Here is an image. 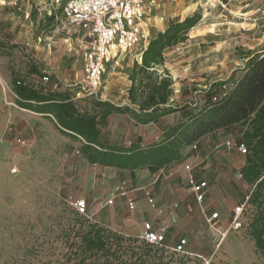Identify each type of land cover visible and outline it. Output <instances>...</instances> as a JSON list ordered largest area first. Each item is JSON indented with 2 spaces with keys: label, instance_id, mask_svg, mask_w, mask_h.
I'll list each match as a JSON object with an SVG mask.
<instances>
[{
  "label": "rangeland",
  "instance_id": "1",
  "mask_svg": "<svg viewBox=\"0 0 264 264\" xmlns=\"http://www.w3.org/2000/svg\"><path fill=\"white\" fill-rule=\"evenodd\" d=\"M14 1L0 0V23H5L8 33V44L4 45L7 49L0 52V75L4 81L3 86L0 83V264H62V254L66 251L63 229L69 232L74 221L70 200L85 198L88 203L92 201L77 192L87 184L91 186L90 177L99 166L90 163L82 153L72 152L74 148L82 147L83 140L64 134L53 117L41 118L20 107L14 80L28 76L35 65L40 72L30 81L44 88L47 82L40 75H53L61 83V90L72 95L80 112L94 113L96 101H109L116 107H129L140 112L145 93L137 84L138 100L132 102L130 77L134 62H141V47L108 67L96 95L85 97L81 94L77 98L81 85L74 73L80 70L81 63L74 50L76 36L62 29L48 14L44 22L41 20L37 8L48 0H16L17 4ZM242 1L233 0L231 10L216 9L205 18V0L185 3L162 0L161 5L154 8L153 16L165 14L166 21L163 29H151L152 38L173 21L196 13L202 17L184 41L167 49V52L174 51L167 55L166 64L158 68V74L167 69L173 78L174 100L167 106L201 107L230 87L231 76L227 78V75L238 66V61L241 63L254 51L259 52L255 55L264 53V25L260 23V27L244 29L249 24L241 19ZM65 2L62 0L63 4ZM70 35L73 43L69 47L64 40ZM50 41L51 49L47 47ZM245 42L260 44L249 48ZM37 51L42 52V57L35 63L29 56H34ZM49 51L53 54L45 59V53ZM60 55L62 58L58 59ZM140 76L144 83L150 80L147 74ZM224 81L228 82L223 85ZM187 113L180 110L174 119L178 116L186 118ZM128 114L136 120L132 112L112 114L102 127L105 137L120 146L152 142L153 139L135 141L136 132ZM242 129L239 124L216 132L214 142L191 164L194 173L196 170L195 177L207 181L208 186L217 184L215 191L207 194V200L232 209L224 223L214 221L211 225L198 221L186 226L185 234L192 236L194 251L206 253L205 257L213 259L212 264H264L254 242L234 220L236 208H243L240 203L251 188L239 176L241 161L245 159L237 151ZM19 138L26 144H20ZM227 141L232 143L230 147L225 144ZM210 176L213 183L209 182ZM99 178L101 175L96 174L97 188ZM219 207L211 205L210 212H220ZM238 221L241 223V216Z\"/></svg>",
  "mask_w": 264,
  "mask_h": 264
},
{
  "label": "trees",
  "instance_id": "2",
  "mask_svg": "<svg viewBox=\"0 0 264 264\" xmlns=\"http://www.w3.org/2000/svg\"><path fill=\"white\" fill-rule=\"evenodd\" d=\"M201 18L196 13L171 22L151 39L142 52L141 62H134L130 96L137 103V84L143 88L145 100L140 112L116 107L109 101H96L94 113H83L68 91L38 87L29 76L17 77L14 90L21 107L53 117L64 134L81 138V153L91 163L117 168L171 167L182 161L186 149L204 136L246 124L240 141L247 145L248 153L241 174L251 188L244 202L240 227L254 242L264 262V53L254 55L243 68L235 70L228 80L234 86L201 107L167 106L174 95L173 78L167 69L158 74V68L165 64V51L184 41ZM31 72L40 71L34 65ZM141 74H147L150 80L144 83ZM49 79L48 83L57 82L60 86L53 76ZM180 110L188 111L187 117L167 127L157 141L120 146L112 144L102 132L114 113L132 112L138 122L147 124ZM71 209L74 221L69 232L63 229L66 251L62 254V264H205L200 256L175 254L165 246L121 234ZM212 263L213 259L209 264Z\"/></svg>",
  "mask_w": 264,
  "mask_h": 264
},
{
  "label": "built area",
  "instance_id": "3",
  "mask_svg": "<svg viewBox=\"0 0 264 264\" xmlns=\"http://www.w3.org/2000/svg\"><path fill=\"white\" fill-rule=\"evenodd\" d=\"M17 1L15 0L13 3L17 4ZM161 1L66 0L65 4H63L62 0H48L43 2L44 6L37 8L43 22L47 18L46 14H48L54 22L60 23L62 29H66L76 36L74 50L81 59L82 72L81 76L78 77L77 75V83L81 85V89L77 93L78 97H81V94L85 97L96 95L103 85L108 67L123 55L133 51L138 46L141 47L140 56L142 55L143 50L147 48L152 39L151 29L155 27L152 22L159 21L160 23H165L166 21L165 14L153 16L154 8L159 7ZM187 1L191 2L193 0H173L176 3H185ZM232 1L205 0L203 7L204 18L216 9L231 10L230 5ZM241 3V19L247 25L249 24L247 27H244L245 30H250L251 23H254L255 26H260V23L264 25L263 0H243ZM47 47L51 49L52 41L47 44ZM43 80L48 82L49 76H44ZM0 83L4 85L1 75ZM229 86L222 93H226L229 88L234 86V83ZM218 96H214L213 100H216ZM18 142L22 145L26 144V141L21 138L18 139ZM225 144L230 147L232 143L227 141ZM191 147L196 148L197 142L193 143ZM237 149L242 155L248 153L247 145L242 141L237 144ZM185 169L191 171L193 167L188 164L185 166ZM187 181L195 193L196 200L199 203H204L208 186L207 181L198 180L193 173L189 174ZM116 192L119 196L126 199L130 210L136 209L137 200L128 189L126 182H121L116 187ZM146 198L150 206L161 215L163 208L159 206L158 200L152 191L146 190ZM107 202H112V200ZM70 205L79 215L92 219L87 199H71ZM242 211V207L236 208L234 220L237 226H241L238 219ZM219 217V212H213L210 214L208 222L212 225ZM120 233L125 234L123 232ZM133 237H137L148 244L165 246L175 254L200 256L204 259L205 264L211 262V259L205 257V255L189 249L190 240L186 236L181 237L174 245H169L167 243V225L164 222L155 226L152 221H145L142 232L138 236Z\"/></svg>",
  "mask_w": 264,
  "mask_h": 264
},
{
  "label": "crops",
  "instance_id": "4",
  "mask_svg": "<svg viewBox=\"0 0 264 264\" xmlns=\"http://www.w3.org/2000/svg\"><path fill=\"white\" fill-rule=\"evenodd\" d=\"M0 20H1V13H0ZM152 23L158 29H163L165 25L164 23H160L159 21ZM251 26L254 27L255 24L251 23ZM6 30L7 27H5V23H0V52L1 50L7 49L6 46H4L8 44L7 42L8 40L6 38L8 33L6 32ZM64 41L70 47L72 42L71 35L65 38ZM245 44L247 43L245 42ZM259 44L260 43L254 42V43H249L247 45L249 46V48H255ZM224 45L227 46V43H224ZM172 51L169 52H167V50L165 51L164 53L165 64L167 60L166 58L167 55L170 54ZM50 53L51 51L45 53L44 58L45 59L50 58L51 57V55H49ZM255 53H259V52L258 51L252 52L241 63H239L238 61V66L231 69V71L227 75V78L231 76V73L233 71L243 68L245 64L255 55ZM18 55H15V57L19 60ZM41 57H42V52L39 51H37V54L35 53L34 56L33 54L29 56V58L35 63H37V60H41ZM59 58H62V55H60L58 59ZM79 62L81 63L80 57H79ZM80 71H81V66H80V70L74 73V77L76 81H77V75L78 77L80 76ZM31 73L29 72L28 75L31 80L33 76L39 75L38 73H34V72ZM40 76L41 78H43L46 75L44 76L40 75ZM54 79L55 81H58L56 77H54ZM48 82L46 83L47 86L45 87H52V89L54 90H61L62 85L59 81H58L60 83L59 87L57 82L55 84L57 85V87H55V85H52L53 83H48ZM15 95L17 98H19L16 92ZM77 98L79 97L77 96ZM171 100L172 101L174 100L173 97ZM27 110L39 115L41 118H47L46 114L37 113L30 109ZM179 112L180 111H176L170 114L160 116L154 122H150L147 124L136 121L128 114V119L132 123L131 125L134 126V132H136L134 136L135 141H140L145 139H153V141L154 139L158 140L159 137L163 136L165 129L167 127L185 119L179 116L177 117V119H174L175 114ZM115 114L117 115L122 113H114L113 115L115 116ZM237 125L239 124H236L234 126ZM242 127L243 129L241 132V136L246 128V124H242ZM222 130H227V129H222ZM215 133L216 132L204 136L198 142V147L196 149H193L191 146H189L185 151V156L183 160L167 168H160L158 170H155L151 167L124 169V168L104 166L93 163L95 165H98L99 167L95 169L94 176L90 177V181L92 182L91 186L87 184L88 186L86 188L80 190L77 193L79 196H85L89 199H92V201L90 202L91 204L89 203L90 216L94 221L99 222L102 225H105L118 232H123L125 234L132 236H138L142 232L143 224L145 221H152L155 226H158L162 222H164L167 225V243L169 245H174L181 237L186 236L190 240L189 249L191 250L192 248L191 251L205 255L206 253L202 251H198V250L194 251L195 245L193 242H191L192 236L190 234L189 235L185 234V232L187 231L186 226L193 225L198 221L208 223V218L210 214L213 213L210 212L211 205L217 204L218 207L220 206L219 207L220 217L215 221L216 222L219 221L221 223H224L228 219L229 213L232 209L228 208L227 206H221L217 202L213 203L211 201H208L207 197L204 203H199L196 200L193 189L191 188V186L187 181L189 174L193 173L195 175L196 170L195 173L193 169L191 171H188L185 169V166L188 164L190 165L193 164V161L196 160V157L204 153L207 147L214 142L213 135ZM237 151L241 156H245V159L241 161L239 176L247 185H249L244 180L241 174V168L244 166L246 162V155H242L238 149ZM72 152L73 153L79 152L80 154L81 148L79 150L74 148ZM65 159L66 161H68V157H66ZM96 174L101 175V178H99L100 180L99 188H97L96 185ZM208 179L209 182H212L211 176L208 177ZM215 181H218L217 178L215 179ZM121 182H126L128 189L131 191L132 194H134V197L137 200L136 202L137 207L135 210H130L128 208L126 199L117 194L116 187ZM216 185L217 184H210V186L207 187L206 196L208 193L212 194L215 191ZM146 190L152 191L153 195L157 198L159 206L163 208V213L161 215H159L148 203L146 198ZM247 198H248V194L243 198L240 204L244 206V202ZM109 200H112V202L108 203L107 201ZM93 203H95V205Z\"/></svg>",
  "mask_w": 264,
  "mask_h": 264
}]
</instances>
